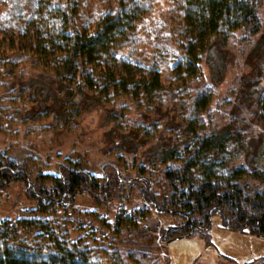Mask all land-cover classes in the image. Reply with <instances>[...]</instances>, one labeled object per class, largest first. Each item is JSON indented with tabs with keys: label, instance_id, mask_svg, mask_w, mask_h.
<instances>
[{
	"label": "trees",
	"instance_id": "16d2710c",
	"mask_svg": "<svg viewBox=\"0 0 264 264\" xmlns=\"http://www.w3.org/2000/svg\"><path fill=\"white\" fill-rule=\"evenodd\" d=\"M166 1L160 15V0H0V132L68 129L89 101L103 107L110 149L134 172L115 161L95 174L63 157L42 175L50 185L35 214L0 218V264H163L112 240L171 241L209 227L213 214L264 238V77L250 113L263 145L251 160L247 122L220 111L201 79L239 28L258 32L263 0ZM137 152L128 168L123 154ZM26 175L0 150V192ZM166 214L179 223L161 227Z\"/></svg>",
	"mask_w": 264,
	"mask_h": 264
},
{
	"label": "rangeland",
	"instance_id": "374dc122",
	"mask_svg": "<svg viewBox=\"0 0 264 264\" xmlns=\"http://www.w3.org/2000/svg\"><path fill=\"white\" fill-rule=\"evenodd\" d=\"M159 7L158 13L165 15L167 1L160 0ZM259 14L261 26L255 35L249 38L248 32L239 28L228 42V48L221 53L213 51L210 63L201 66L202 83H208L214 89V102L219 110L246 121L252 131L247 149L250 160L263 145L260 128L250 113L264 77V0ZM24 70V77L31 73V70ZM161 75L164 83L170 82L172 76L167 70ZM84 106L86 109L80 111L78 119L68 129L26 134L27 126L19 125V134L14 138L0 132V150L24 165L27 171L26 177L12 181L0 192V218L35 214L36 211L31 210H35L44 198L40 194L41 186L50 185V180L42 175L55 174L65 156L78 159L95 174L100 173L103 163L115 161L123 175L134 173L130 169L124 170L123 163L116 159V152L110 149L112 142L107 135L110 126L103 123V107L93 106L85 100ZM261 151L264 153V149ZM123 157L128 168L141 161L140 152L134 156L124 153ZM259 164L264 166V162ZM76 204L89 205L88 200L81 197L77 198ZM159 220L163 228L179 223L178 217L168 214ZM130 239L124 242L115 238L112 246L123 250H147L159 256L163 264H255L264 259V238L248 231L228 229L218 214L212 215L209 227L171 241L160 243L151 240L150 236L145 238L137 234H130Z\"/></svg>",
	"mask_w": 264,
	"mask_h": 264
}]
</instances>
